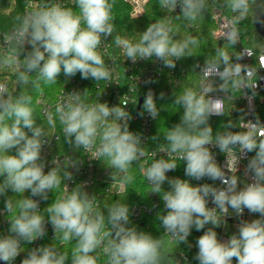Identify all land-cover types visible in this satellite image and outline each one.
I'll use <instances>...</instances> for the list:
<instances>
[{
	"label": "clouds",
	"instance_id": "obj_1",
	"mask_svg": "<svg viewBox=\"0 0 264 264\" xmlns=\"http://www.w3.org/2000/svg\"><path fill=\"white\" fill-rule=\"evenodd\" d=\"M77 11L61 3H46L32 8L16 17L15 27L3 34V51H0V68H14L20 88L31 85L34 91H41L43 85L57 84L63 72L66 77L81 74L82 79L109 81L112 69L106 65L99 51L102 42L113 37L114 0H75ZM161 9L172 13L179 6L181 14L167 15L139 33V39L132 42L116 35L117 47L123 50L126 59L155 58L164 67L175 68L176 61L192 54L199 44L194 35L175 39L178 30L173 18L195 22L207 8V0H158ZM233 14L234 23L245 20L255 0H224ZM231 45H236L239 31L233 26L224 33ZM25 45L31 46L27 51ZM245 51L232 57L225 48H218L215 58L207 63L204 75L218 77L222 83L219 91L228 93L232 89L252 88L246 84L254 70L239 63ZM33 77H35L33 79ZM253 95L255 92L253 91ZM164 98V93L160 94ZM183 109L180 122L164 133L166 144L160 151L165 158H154L145 168L141 163L148 153L142 144L140 134L129 130L132 119L126 110L127 103L109 106L107 103H89L86 92L74 91L62 97L51 109H45L44 117L49 128L61 126L66 143L91 154V159L107 162L122 185L131 184L135 177L133 167L144 171L150 192L157 193L164 202L166 214L157 219L164 229L159 238L130 225V209L120 200L101 209L97 197L79 184L69 190L64 183L72 179L71 168L77 162L65 157L63 162L55 159L47 173L46 162L41 159L42 148L49 142L48 133L37 124L33 107V96L25 91L13 95L5 82H0V196L10 190L18 200L8 197L5 209L15 213L10 221L9 234L0 236V261L13 264L24 248L22 242L32 244L46 235V225L51 224L54 239L61 243L74 242L71 254L61 251L54 244L32 248L21 264H98L101 249L108 256V264H180L170 258L169 245L188 243L191 230L200 231L211 225L196 242L198 252L195 259L199 264H264V135L257 134L264 127L259 118L249 122L244 131H224L213 135L209 118L221 116L224 103L221 98H206L192 88L185 89L175 99ZM143 111L152 118L159 116L160 109L154 93L149 90L143 99ZM231 129L229 123L225 126ZM31 135H28V132ZM157 140L158 136L152 137ZM209 146H214L226 156L222 167L217 163ZM15 149V154L12 150ZM255 152L246 165L245 174L251 182L238 188L237 165L241 157ZM186 162L185 175L195 180L208 178L219 180L223 187L213 184L193 186L188 180L169 178L167 173L178 167L177 159ZM135 165V166H134ZM231 173V175H228ZM167 182L169 190H164ZM64 185L65 194L56 198L49 206L40 210V201L48 200V194ZM30 191V196L24 193ZM209 201L214 207H208ZM106 209V214L105 210ZM259 214L252 221L240 220L237 233L229 240L218 239L214 230L224 223V218L234 214L241 217L244 210Z\"/></svg>",
	"mask_w": 264,
	"mask_h": 264
},
{
	"label": "built area",
	"instance_id": "obj_2",
	"mask_svg": "<svg viewBox=\"0 0 264 264\" xmlns=\"http://www.w3.org/2000/svg\"><path fill=\"white\" fill-rule=\"evenodd\" d=\"M47 2H59L65 7L72 6L74 11L78 12L75 0H26L24 13L28 10L29 6L36 8ZM122 2L128 7L129 17L141 18L145 13L149 0H122ZM207 4L210 6L212 19L217 25L213 32V36L219 40H227L224 35L225 31L235 26L239 31V42L241 40L240 25L239 23L233 22V14L227 9L225 3L221 0H207ZM179 12H181V10L178 6L172 13L176 14ZM113 17L116 18V15L114 14ZM120 34L121 33L117 32L115 28L113 37ZM122 35L121 38L136 42L138 41L140 34H132L131 36ZM113 37H107L105 42H102L99 48L106 65L113 70L111 80L97 83L91 78L82 79L81 74L78 72L75 76H72L70 80L64 83L56 94L54 101L49 102L39 99L41 112L44 114L45 109H51L54 111L55 105L60 102L61 98L74 91H79L81 93L86 92V98L89 103H107L110 107L127 103L126 110L132 117L129 121V130L141 135L142 144L148 153L147 157L141 161L146 168L152 161V153H156L154 157L156 159H167L168 157L165 152L160 151L161 146H151L150 143H148L155 119H152L146 112L143 115H140L143 111V99L147 92L151 90L156 97V103L158 106L160 92L165 89V86H170L171 88L180 86L182 78L187 74V69L183 66L181 60L176 61L175 68L164 67L162 62L155 58L150 60H138L133 63L131 60L126 59L123 50L115 45ZM2 45L0 51H3ZM246 50L251 52V55H245L239 63L248 65L254 70L253 77L245 80L246 84L253 86L252 88L232 89L231 85H229L230 91L228 93H223L219 91V86L222 81L215 76L206 77L204 75L206 65L199 66L201 80L198 93L204 94L206 98H221L224 103L223 115H213L211 117L218 119L224 118L228 113H234V115L237 113L236 116L239 117L237 127L240 131L246 130L249 122H255L257 117L261 124L264 125V51L257 52L250 47H240L237 55H240ZM27 51H31L30 45H25V51L22 53L21 58H23V55H26ZM236 56L232 59L233 63L237 62L235 60ZM15 75L16 72L14 68H0V82L7 83L8 88H10L11 81ZM253 91L255 92V95H253ZM226 98L236 102L231 111H228L226 108ZM62 134L61 126L59 125V122H57L56 127L52 128L48 135L49 142L44 145L41 152V159L46 162L44 169L45 173L53 167L52 161L54 159L62 163L65 157H70L72 160L76 161L77 164L75 168L69 169L73 174L72 179L64 181L69 190L79 184L85 185V190L90 195L94 194L97 197V204L101 209L102 200L105 196L120 195L124 193L127 185L121 184L118 178L119 174H116V178L112 180V170L105 165V162L103 163L99 160H93L91 159L90 153L84 152L82 148L76 149L72 145H69L65 142ZM257 134L264 135V127L258 129ZM209 147L213 152L217 163L223 167L226 163L225 154L221 153L219 149L214 146ZM176 159L178 167L174 171H169L167 173L169 178L178 177L180 179L188 180L193 186L208 183L213 184L216 187H223L219 180L212 181L208 178L195 180L187 177L185 175L186 162L179 161L178 157ZM248 159L249 153L247 157H241L238 162V170L236 173L240 181L238 188H243L245 183L251 182L250 176L245 174ZM141 173L144 176V171L142 169ZM228 175H231V173H228ZM144 183L149 190L144 195L142 192L138 193L140 199L130 210V217L133 221H139L146 215H158L163 211L166 214V209L164 208V202L162 201L161 196L157 193L150 192L151 189L147 184L145 176ZM60 188H62L63 196L65 194L64 185L62 184ZM163 189L169 190L167 182L163 185ZM143 196H145L146 199H144ZM32 198L40 201L39 207L40 210L43 211L45 200L40 199V197ZM208 207H214L211 201H209ZM14 214L15 213L6 212L5 200L0 199V236L9 234V219H11ZM258 217L259 214L249 213V211L245 209L242 216L237 218L234 214H231L230 210L229 215L224 218V223L218 227V239L222 242L229 240L231 235L237 233V226L240 223V220L250 222ZM54 235L53 227L51 224H47L46 235L42 239H37L32 244L22 242L21 246L24 248V251L16 257L13 264H21L22 260L27 256L28 250L50 245L46 240L52 238ZM185 261L188 264H195L188 262L189 260L187 258H185ZM0 264H5V262L0 261ZM233 264H236L235 258H233Z\"/></svg>",
	"mask_w": 264,
	"mask_h": 264
},
{
	"label": "trees",
	"instance_id": "obj_3",
	"mask_svg": "<svg viewBox=\"0 0 264 264\" xmlns=\"http://www.w3.org/2000/svg\"><path fill=\"white\" fill-rule=\"evenodd\" d=\"M221 1L224 3V0ZM25 6L26 0H0V48L2 45V34L11 31L15 27L16 17L24 14ZM70 7L72 8V6ZM114 14L116 15V18H114L115 28L117 32L121 33L119 36H123L122 34L131 36L132 34L139 35V33L145 31L147 27L156 20H159L167 15L175 17L180 15L181 12L176 14L168 13L160 8L158 0H149L144 15L141 18H131L128 14V7L122 2V0H114L113 15ZM238 23L240 25L241 40L237 42L236 45H231L228 40H219L213 36V32L217 25L212 19L210 6L208 4L202 17L195 22L189 23L183 19L176 20L173 18V25L178 30V35L174 38L180 39L187 35H194L198 38L199 44L192 49L191 55H186L184 58L180 59L183 66L187 69V74L182 78L180 86L176 88L165 86V89L160 92V94L164 93L163 99L159 98V94L158 108L160 109V113L154 120V124L152 126V132L148 142L151 146H162L166 144L164 133L175 124L179 123L183 115V109L175 104L176 97L187 88H192L198 92L201 80L199 66L207 65L208 62L213 60L218 48L227 49L232 59L237 55L240 47H250L257 52L264 51V0H255L248 17ZM34 78L35 77H33V79ZM70 79L71 77H66L63 72H61L57 78V84H42L41 91L37 92L32 89L31 85L26 88H20L17 84L15 75L11 81L9 91L12 92L13 95L18 94L21 91H25L33 96V107L36 113L37 124H41L49 135L52 128L47 126L46 118L41 112L39 99L49 102L54 101L60 88ZM238 120L239 117L235 116L234 113H228L224 118L216 119L210 117L208 123L213 129V135H215L217 132L240 131L237 127ZM229 123L233 126L231 129H227L225 127ZM25 131L28 132L27 129H25ZM28 135L30 136L31 132H28ZM154 136H158V139L153 140L152 137ZM12 154H15V149L12 150ZM254 155V151L249 153V159ZM105 165H107L106 161ZM132 174L135 179L131 184H127L124 193L120 195L105 196L103 198L102 209L105 205L111 204L116 200H120L126 203L131 210V207L140 199L138 193L142 192L144 195L149 190L144 183V176L141 173L140 167H133ZM14 195L15 194L9 190L6 195L0 196V199L6 200L8 197H12ZM24 195L30 196V191L24 193ZM58 197H62V188L60 187L58 189H54L53 193L50 192L48 200L44 203V208L49 206ZM20 198V196H14L13 200H18ZM143 198L146 199L145 196H143ZM104 211L106 214V209ZM161 214H165L164 211ZM157 216V214L146 215L139 221H133L130 217L129 226H135L138 230L148 232L153 237L159 238L164 235V230L160 221L157 219ZM208 227L212 226L206 225L205 228L200 231L193 228L188 237L187 244L181 243L178 245L176 242H172L169 245L170 258L174 261H180V264H188L185 261V258H187L190 263L199 264L198 260L195 259L196 253L198 252L196 242ZM214 230L218 232V227ZM54 236L52 238H48L46 242L54 244L61 251L68 252L70 255L71 250L74 247V242L62 244L58 239H54ZM95 255H98L99 257L98 264H108V256L104 251H102V249ZM66 264H71L70 256L66 261Z\"/></svg>",
	"mask_w": 264,
	"mask_h": 264
},
{
	"label": "rangeland",
	"instance_id": "obj_4",
	"mask_svg": "<svg viewBox=\"0 0 264 264\" xmlns=\"http://www.w3.org/2000/svg\"><path fill=\"white\" fill-rule=\"evenodd\" d=\"M235 104H236V102L234 100H231L228 98L225 99V105H226V108L228 111H231Z\"/></svg>",
	"mask_w": 264,
	"mask_h": 264
},
{
	"label": "water",
	"instance_id": "obj_5",
	"mask_svg": "<svg viewBox=\"0 0 264 264\" xmlns=\"http://www.w3.org/2000/svg\"><path fill=\"white\" fill-rule=\"evenodd\" d=\"M237 115V113H235V116Z\"/></svg>",
	"mask_w": 264,
	"mask_h": 264
}]
</instances>
